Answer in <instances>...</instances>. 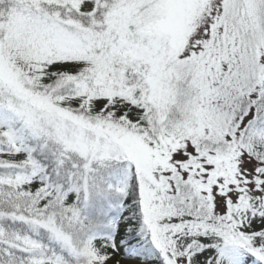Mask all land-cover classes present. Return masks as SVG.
<instances>
[{"label": "snow or ice", "instance_id": "1", "mask_svg": "<svg viewBox=\"0 0 264 264\" xmlns=\"http://www.w3.org/2000/svg\"><path fill=\"white\" fill-rule=\"evenodd\" d=\"M0 264H264V0H0Z\"/></svg>", "mask_w": 264, "mask_h": 264}]
</instances>
